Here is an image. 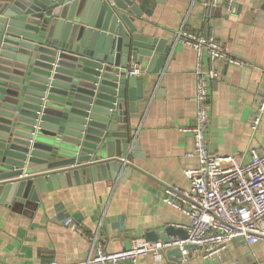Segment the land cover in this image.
Instances as JSON below:
<instances>
[{
    "label": "crops",
    "instance_id": "obj_1",
    "mask_svg": "<svg viewBox=\"0 0 264 264\" xmlns=\"http://www.w3.org/2000/svg\"><path fill=\"white\" fill-rule=\"evenodd\" d=\"M227 1L211 6L210 0H163L136 18L139 32L172 47L160 74H148V64L131 65L139 66L144 78V99L129 125L141 148L140 157L129 159L136 170L122 182L84 181L47 191L39 203L26 207L0 203V264H89L91 238L96 235L107 253H115L127 249L134 239H146L148 233H157L160 241L167 227L184 230L189 224L183 213L162 201L166 186L188 190L185 171L199 165L196 158L187 157L194 151L193 137L182 131L195 124L197 54L176 43L181 30L215 37L243 63L242 67L225 61L217 65L220 77L211 84L209 104L210 152L237 156L242 163H248L254 151L264 153V116L258 129L252 128L264 90V0H233L230 12ZM68 219L79 230L67 227ZM168 252L160 262L147 256L137 264L203 263L195 249L187 263ZM260 260H264V239L252 246L236 240L222 259L207 264Z\"/></svg>",
    "mask_w": 264,
    "mask_h": 264
},
{
    "label": "water",
    "instance_id": "obj_2",
    "mask_svg": "<svg viewBox=\"0 0 264 264\" xmlns=\"http://www.w3.org/2000/svg\"><path fill=\"white\" fill-rule=\"evenodd\" d=\"M162 2L0 0V203L26 207L47 191L122 182L136 170L124 160L140 157L129 125L144 78L128 71L148 64L160 74L172 52L136 18ZM164 233V242L187 237ZM168 255L182 259L178 249Z\"/></svg>",
    "mask_w": 264,
    "mask_h": 264
},
{
    "label": "built area",
    "instance_id": "obj_3",
    "mask_svg": "<svg viewBox=\"0 0 264 264\" xmlns=\"http://www.w3.org/2000/svg\"><path fill=\"white\" fill-rule=\"evenodd\" d=\"M219 1L210 0V5L217 6ZM232 7L233 0H228L226 10L230 12ZM178 42L191 47L197 54L195 124L182 131L191 133L194 151L187 157L196 158L199 165L185 171L190 183L188 190L166 186L162 201L188 218L189 224L184 227L187 237H171L167 242L137 238L127 249L107 253L96 235L91 238L89 264H137L147 256L160 262L165 251L174 249L181 252L182 262L187 263L190 256L188 246L194 247L202 264H207L222 259L236 240L252 246L264 239V153L254 151L251 160L242 163L237 156L212 154L207 146L211 84L220 77L217 65L225 61L242 67L243 63L233 58L213 36L181 30L176 35ZM262 72L264 74V68ZM142 74L139 66L128 71L129 77ZM262 116L264 90L252 123L253 130L260 126ZM124 161L131 164L129 159ZM65 225L79 230L72 219L66 220Z\"/></svg>",
    "mask_w": 264,
    "mask_h": 264
}]
</instances>
